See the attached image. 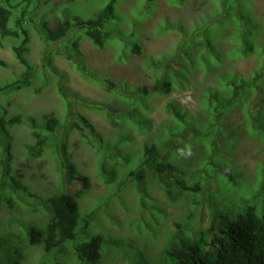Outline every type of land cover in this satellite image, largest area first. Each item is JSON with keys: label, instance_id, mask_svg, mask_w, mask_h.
<instances>
[{"label": "trees", "instance_id": "obj_1", "mask_svg": "<svg viewBox=\"0 0 264 264\" xmlns=\"http://www.w3.org/2000/svg\"><path fill=\"white\" fill-rule=\"evenodd\" d=\"M32 1L0 0V45H8L20 65L15 77L0 88L13 94L31 87L35 77L46 84L45 69L54 71L58 81L57 92L65 102V114L58 115L53 111L41 117L22 111L9 116L5 110L3 114L0 113V213L3 212L1 215L5 218L3 226H0V264H31L26 261L31 248L23 250L17 246L23 226H26L29 244L32 247L40 246L44 252L36 264H60L62 256H66V261L72 264H103V261L104 264H114L111 258L121 260L123 264H264V207L259 209L261 212L258 214L255 205L248 204L249 200L244 199L235 213H225L216 208L217 204L210 201L212 186L214 181L219 184L221 180L211 172L220 170V165L216 155L206 159L212 170L209 166L204 168L205 162L201 159L206 151L214 149L213 155L217 148L225 146L228 151L223 152L221 157L228 164L226 168L232 166L227 180L233 176L245 178L244 185L249 189L256 188L252 192L254 197L264 193V45L256 51L258 66L250 75L219 71L225 60L245 59L255 52L258 25L250 11L254 0H212L222 10L221 15L216 16L220 24L216 23L223 31L228 30L230 47L224 51L220 48L218 34H214L208 26L189 29L182 22L171 23L170 19L165 18L157 25L155 33H176L178 39L170 51L145 59L143 68L152 69L149 72L152 77L149 85L126 80L119 82L109 76H101L88 66L80 45L83 40H89L99 49L112 45L114 55L117 54L119 58L114 59H125L126 63L131 53L142 56V45L137 41L141 32L140 23L144 18L148 20L154 17L152 4L155 0H145L146 3L132 0V8L142 12L139 27L135 20L119 12V0L105 1L86 17L66 14L65 11L57 17L54 12L56 20L53 24H50L49 18L50 9H55L52 0H42L46 9L40 15L35 11L37 6L29 5ZM184 1L166 0L169 5L177 6ZM20 3L24 4L19 6ZM36 14L42 17L44 48L41 68L27 58L29 26L35 28ZM130 21L133 23L132 29ZM116 22L122 25L129 23L130 29H123ZM55 54L69 60L83 78L99 84L106 91L108 99L101 102L88 100L69 91L63 76L53 65ZM216 58L219 59L217 64L211 62ZM6 65V61L0 59V66ZM198 68L204 71V80L214 74V81L200 91L196 111L190 113L188 107L174 99H166L162 106L161 124L152 131L155 124L147 115L150 108L148 100L153 95L170 96L177 90L178 84H188L186 77L182 79L178 76L180 72H191ZM42 86H33L34 91L40 92ZM69 95L76 98L75 102L80 106L84 104L82 101H87L85 105L88 109L118 129L115 136L105 137L83 113H72ZM240 105H243L251 126L256 128L252 134L247 129L242 130L245 119ZM21 124L29 128L32 137V142L22 145L26 160H36L47 147L56 145L58 174L46 193L37 186L31 188L33 178L29 169L33 164L26 166L20 159L19 162L15 161L10 128ZM72 131L78 132L94 148L98 158L94 162L95 178L105 186V193L93 201L90 208L83 210V215L80 205L93 183L65 150V143ZM132 131L145 135L134 153L130 152L134 141ZM246 134L259 137L262 146L263 157L256 165H263V169L258 170L256 182L249 180L251 177L243 172L237 162L239 152L246 147L245 144L239 147L236 143ZM207 135L212 136L208 142ZM190 154L193 156L188 158ZM188 159L190 163L181 165ZM208 172L211 177L205 176ZM202 174L207 183L204 187L198 180ZM128 184L134 192L142 195L140 204L144 210L133 220L130 237L122 238L111 234L100 222L113 221L114 215L110 209H116L112 203L119 199V203L124 204L123 195L128 190ZM151 186L158 188L167 202L181 201L178 206L183 211L176 217L177 229L172 234L166 235V224L162 229L159 225L163 209L151 200L148 192ZM202 206L207 209V213L202 215L205 217L199 214ZM35 215L42 216V221L46 219L44 227L32 223ZM192 220L201 224V228L192 231L195 227L187 224ZM79 222H82L81 233H85V228L90 227L91 222H98L103 232L96 231L88 239L66 246L67 241L76 239ZM158 227L162 232H155ZM161 236L164 238L162 246L157 242ZM126 240H133L134 244ZM151 245L159 253V259L154 262L146 253L147 246ZM104 250L109 253L104 254Z\"/></svg>", "mask_w": 264, "mask_h": 264}, {"label": "rangeland", "instance_id": "obj_2", "mask_svg": "<svg viewBox=\"0 0 264 264\" xmlns=\"http://www.w3.org/2000/svg\"><path fill=\"white\" fill-rule=\"evenodd\" d=\"M17 1V0H14ZM107 0H52V6L55 9H50V24H53V21L56 20V16H60V14L66 12V14H75L78 16H88L98 10L102 4ZM140 0H136L139 2ZM146 3L145 0H141ZM41 2V3H40ZM63 2V3H62ZM119 12L124 15L126 18H132L133 21H136V24L139 27L140 17L142 12H138L136 9L132 8L133 3L132 0H119ZM40 3V4H39ZM24 3H20L19 6H22ZM30 6H37L35 11L40 15V12L46 9V5L42 3V0H33L29 3ZM153 9L155 10L154 17L151 19H146L141 21L140 27L141 32L138 35L137 41L142 45V56H137L134 54H129V61L126 63L125 59L122 61H116L119 59L117 54L114 55V47L112 45H108L103 49L96 48L89 40H83L81 42V50L85 56L87 64L92 69L99 72L102 76H109L119 82H124L126 80L130 83H139V84H147L149 85L152 82V77L150 75V71L152 69H144V61L147 60L149 56L151 57H158L161 56L164 52H168L172 49V46L178 39V34L176 33H167V34H160L157 35L155 33V28L159 25L162 21L166 20L165 18L170 19L171 23L182 22V25L185 27H201V26H208L210 30L213 31L214 34H218L219 37V45L220 48L224 51L230 47V43L227 41V32L226 29H221L222 27L219 26L217 23L220 24V21H216V16L221 15V7L217 4L215 5L212 0H185L181 5H169L166 0H155L152 4ZM250 11L253 15H251L256 22L258 31L256 36V49L253 54L248 56L245 59L241 60H234L229 61L225 60L222 67L220 68V72H236L238 74L248 76L252 73V70L257 67L258 65V57L256 51L259 46L264 45V0H254ZM56 16H55V14ZM38 14L35 15L34 18V27L32 28L29 26V52L27 53V58L30 62L36 63L39 68H41V55L42 50L44 48L42 38V17ZM256 20H255V18ZM218 17V16H217ZM217 22V23H216ZM131 25V29L133 23L129 22ZM129 23L127 24H119L116 22L123 29L129 30L130 26ZM176 25V24H175ZM37 28V29H36ZM229 29V28H228ZM225 35L220 37L219 35ZM256 40H254L255 42ZM8 43V42H7ZM54 48L57 46L53 45ZM124 57V56H123ZM179 58V57H178ZM182 57H180L181 59ZM0 59L6 61V66H0V86L5 84L7 81L12 80L14 75L20 70V65L13 56L10 48L8 45L1 46L0 45ZM211 62L217 64L219 59H212ZM53 65L58 71L59 74L63 76V82L65 87L71 91L78 93L81 97L93 100V101H106L108 99L106 91L92 81H88L87 79L83 78V76L78 73L75 69L73 64L65 59L63 56L59 54L54 55ZM47 83L44 84L43 80H38L35 77L33 81V85L29 88L21 90L19 92H15L13 94L7 93V91H3L0 88V113L3 114V110H5V114L15 115L16 113L22 111L27 112V114H32L34 116H45L53 111H56L58 115L65 114V102L62 97L57 92V75L52 72L51 70L45 69ZM182 79L186 77L188 79V84L180 85L178 84L177 90H175L170 96L160 97L157 95H153L148 100L149 112L147 113L149 119L154 122V126L151 128L152 131L157 129L158 126L161 124L162 121V106L167 101L166 99H174L179 104L186 106L189 108L190 113L192 111H196L197 104L200 98V91L207 85L213 84L214 81V74L212 77H208V79L204 80V71L201 68L194 69L191 72L184 71L183 73L180 72L178 75ZM184 76V77H183ZM43 85L40 92H35L34 87L35 85ZM71 98L70 107L72 109V113L74 111L83 113L89 121L92 123L94 128L102 133L105 137L112 138L116 134V130L113 126L108 125V123L96 112L85 105L88 103L87 101H82L84 104L82 106L79 103H76V98L69 95ZM216 103V101H214ZM77 104V105H74ZM76 110H75V108ZM240 109L243 113V118L245 119V125H242V130H249L252 131L254 129L251 126L250 120L248 116L244 113L243 105H240ZM216 121H214L215 123ZM156 126V128H155ZM225 130V129H224ZM237 130L234 129L231 133H234ZM10 133L12 135V144H13V151L15 153V161L19 162V159L22 161L23 164L31 165L29 169V174L31 178H33V182H31V188L39 187L43 193L48 191L49 187H52L58 174V163L55 156L57 155V148L56 145H52L47 147L44 150V153L41 157L37 158L36 160H26L24 158V154L22 153V145L24 142H32V137L29 133V128L26 125H16L10 128ZM134 136V141L130 146V152L134 153V151L141 146L144 138L143 133H137L136 131H132ZM223 136L225 133H222ZM242 135V131H241ZM93 138L94 137H89ZM212 139V136H206V141L208 142ZM86 139L83 138L78 132L72 131L69 133L67 142L65 143V150L72 159L76 162L78 168L85 174L89 175L91 182L93 183V187L89 190V192L83 196V200L80 205V211L83 215L86 210L93 205V201L97 200L98 197L105 193V186L97 181L94 174V162L98 160L95 156L94 148L85 141ZM259 137L252 136L246 134L240 139L237 144L239 147L242 144H245V149L242 152H239V158L237 159L238 164L242 168L243 172L251 177V180L257 181L256 174L258 170L262 167L257 166V162L261 161L262 155V146L259 142ZM237 146H235L236 149ZM216 149V148H215ZM218 150L215 154L212 153L215 151L214 149L206 151V153L202 154V161L204 160L205 165H207L206 159L210 158L211 156L216 155V159L219 162L220 170L217 172H211L221 180L218 183L215 181L213 187L212 196H211V203L216 205V208L220 209L222 212H230L235 213L238 210V205L244 200H249L250 205L254 204L256 207V211L260 214L261 211L259 209H263L264 207V193H258L255 197L253 196L252 192L256 189L255 186L252 189H249L246 185H244L245 178H237L233 176L232 178H228V171L232 166H229L226 161L221 157L222 153L228 151L225 146L222 148H217ZM193 154H195L193 150ZM193 154H190L188 158H191ZM196 155V154H195ZM209 156V157H208ZM182 157V156H181ZM198 159V158H197ZM199 160V159H198ZM196 160V161H198ZM190 163L189 159L184 161L181 165ZM197 163V162H194ZM257 164V165H256ZM1 165V163H0ZM256 166V167H255ZM211 170L213 167H208ZM216 168H218L216 166ZM188 173L190 174L189 170ZM233 173V172H230ZM185 175V179L189 176ZM204 174V173H203ZM198 177V180H201L199 183L202 187H204L205 180L203 179L204 175ZM206 177H211L210 173L208 172ZM216 178V179H217ZM251 183V182H249ZM264 189V185L262 186ZM128 190L124 193V204L121 202L119 203V199H115L113 201V206L116 210L110 212L114 215L113 221L100 222L102 226L111 234L117 235L120 237H130L132 233V223L133 220L137 217L138 213L141 214V211L144 210L141 207V194L138 192H134V189L130 184H128ZM158 188H154L151 186L149 188V195L152 201L157 203L163 210L161 213V218L159 221V225L162 229L163 225L166 224L168 228L165 229L166 235L172 234V232L177 229V223L175 220H178V217L183 211L178 205L181 201L169 203L167 202V198L164 197L161 191L157 190ZM254 199V200H253ZM112 200V199H111ZM256 200V201H255ZM43 205H45L44 201H41ZM111 204V201H110ZM119 205H121L119 207ZM43 213L45 214V208H41ZM3 212L0 213V226L2 222L5 220L4 216H2ZM207 213V209L204 206L199 208L200 216ZM229 213V214H230ZM31 217V215H29ZM205 217V216H202ZM43 218L40 215H35L32 219V223L36 224L40 227H44L46 223V219L42 221ZM44 219V218H43ZM143 222V221H142ZM204 222V221H203ZM202 222V224H203ZM192 225L195 228H192V231L197 230L196 228H201V224L196 223L194 220L192 222L187 223ZM82 222H79L77 227V234L75 240H69L66 242V246H69L71 243L74 244L76 241H82L88 239L94 232L102 231V227L98 222H91L89 225L90 227L85 228V233H81L80 227ZM134 224V229L136 228ZM164 228V227H163ZM161 229L158 227L155 232H162ZM188 232L187 230H185ZM162 235V233L160 234ZM165 235V234H164ZM149 240V239H148ZM130 241L133 245V240H126ZM164 241L163 236H161L157 242L161 245V242ZM136 242V240H135ZM17 246L19 249H26L30 247L31 249L27 252V259L26 261L31 264H36V261L40 256H44V252L40 246H33L29 244V237L27 235L26 226L22 227V235L18 239ZM107 250H104V254H108ZM146 253L148 254L149 258L154 262L159 259V253L157 248L151 245L150 247L147 246ZM66 256L60 257L59 260L60 264H72L67 262L65 259ZM105 260L108 259L104 258ZM168 260V258L166 259ZM39 261V260H38ZM111 261L114 264H123L121 260H115L111 258ZM76 264V263H74ZM104 264V261H103Z\"/></svg>", "mask_w": 264, "mask_h": 264}, {"label": "bare ground", "instance_id": "obj_3", "mask_svg": "<svg viewBox=\"0 0 264 264\" xmlns=\"http://www.w3.org/2000/svg\"><path fill=\"white\" fill-rule=\"evenodd\" d=\"M256 201V200H255Z\"/></svg>", "mask_w": 264, "mask_h": 264}]
</instances>
